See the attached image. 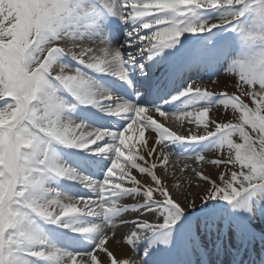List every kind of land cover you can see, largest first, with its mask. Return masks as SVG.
<instances>
[{
    "label": "snow or ice",
    "instance_id": "obj_1",
    "mask_svg": "<svg viewBox=\"0 0 264 264\" xmlns=\"http://www.w3.org/2000/svg\"><path fill=\"white\" fill-rule=\"evenodd\" d=\"M0 264H264V0H0Z\"/></svg>",
    "mask_w": 264,
    "mask_h": 264
},
{
    "label": "bare ground",
    "instance_id": "obj_2",
    "mask_svg": "<svg viewBox=\"0 0 264 264\" xmlns=\"http://www.w3.org/2000/svg\"><path fill=\"white\" fill-rule=\"evenodd\" d=\"M209 86L211 87V85ZM111 247L117 252L118 255L120 254L132 255L131 253L128 252L127 248H121L119 245L116 244L111 245Z\"/></svg>",
    "mask_w": 264,
    "mask_h": 264
},
{
    "label": "rangeland",
    "instance_id": "obj_3",
    "mask_svg": "<svg viewBox=\"0 0 264 264\" xmlns=\"http://www.w3.org/2000/svg\"><path fill=\"white\" fill-rule=\"evenodd\" d=\"M230 83V82H229ZM229 92H232L233 91V89L231 88V87H229L228 89H227ZM246 103H248L249 101H245ZM130 253V252H129Z\"/></svg>",
    "mask_w": 264,
    "mask_h": 264
}]
</instances>
